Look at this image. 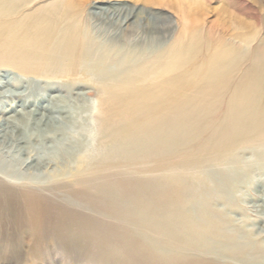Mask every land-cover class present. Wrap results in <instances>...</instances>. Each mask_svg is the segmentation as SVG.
Masks as SVG:
<instances>
[{
  "label": "bare ground",
  "instance_id": "1",
  "mask_svg": "<svg viewBox=\"0 0 264 264\" xmlns=\"http://www.w3.org/2000/svg\"><path fill=\"white\" fill-rule=\"evenodd\" d=\"M100 6L0 0V221L104 263L264 264V226L241 214L264 171V43L189 18L166 41L172 20ZM88 19L152 36L105 47Z\"/></svg>",
  "mask_w": 264,
  "mask_h": 264
},
{
  "label": "rangeland",
  "instance_id": "2",
  "mask_svg": "<svg viewBox=\"0 0 264 264\" xmlns=\"http://www.w3.org/2000/svg\"><path fill=\"white\" fill-rule=\"evenodd\" d=\"M74 1L76 3H80V2L83 3V17H85L86 13L88 12H95V11L98 12V10L94 9L93 6L101 5L100 7L102 8H110V9L112 8L142 9L144 13L141 14V16L140 15L138 16V18H140L141 20L142 18L145 19L146 16L149 17L157 16L165 19H170L174 22L175 28L167 36L166 41L176 40L183 30L182 25L184 20L189 18L195 20L196 27H198V29H200L202 33H206V35L209 34L211 36L210 38L213 39L214 38L216 39V37L220 36L224 40L233 39L236 41L238 35L246 36L251 41L249 47V53L253 51L254 47L259 46L261 43H264V0H74ZM88 20L87 22L86 21L84 22L85 27L87 28L89 33H91L96 38L97 44L103 45L105 47L106 46L113 47L115 49L120 48V46L122 45L123 46L130 45L131 47H138L140 45L145 46L150 41L151 34H146V36L144 35L145 37L143 36L145 39L137 40L139 43L137 42L133 43L132 40L130 41V39H126L125 37H123V35H121V33L117 31V29H115V26L113 24L98 23L94 21L91 22L90 20L89 21ZM128 40L130 41V43ZM102 43H105V45ZM85 92L88 93L89 99H93L95 97L91 89L90 90L85 89ZM86 112L82 116H84L85 127L89 128L91 119L89 116L88 109ZM5 150L7 149H4L3 152H5ZM10 152H12V150H10ZM256 177L257 179L259 178V180L261 181L258 182L257 184L258 186L256 187L252 186L250 187L249 190L246 189V191L248 192L246 193L244 202L241 204L243 209L241 211L242 213L239 211L236 214L237 216L234 214L233 215L236 218H240L242 215L245 218L248 216L247 217L248 219L250 217V219L257 221L256 224L258 226L263 227L264 212L262 214L261 208L259 209L257 206L264 205V171L257 172ZM240 213L242 215H239ZM14 218H16V221L13 219V222L11 223L9 221L5 223L4 218L1 219L0 221V264H98L99 261H96V258L97 260H100L103 264L106 263V261L104 263V260H101V258L104 259L105 257L104 252H100V253H98L99 251L93 253H90L89 251L85 252V250L83 251V249L79 247L81 245L80 242L76 243V241L71 239H66L67 241L69 240L68 242H66L67 246L65 243H63L66 240L60 242L59 244L58 243L59 241L57 242V240L51 238L52 235L50 231H47V233L44 235L34 234L35 232L31 233V231L28 233V229H26L25 227H23L22 224H20L22 223L21 218H19L18 216L19 218L18 219L17 215L16 216L14 215ZM48 221L51 222L50 220H47L45 222ZM100 229L104 230L106 229V226L103 227L100 226ZM119 230L121 232L120 231L116 232L115 239L123 240V238H121L124 236L122 234L123 231L121 229ZM104 232H109V231L104 230ZM25 233L28 234L26 235ZM17 234L19 236H17ZM29 234H31L32 237L29 238L30 236ZM12 235H14V237ZM72 243L75 245H73ZM61 245H63V247ZM64 247L67 248V250ZM74 247L75 250L73 249ZM60 249L62 250L60 251ZM63 250L66 251V253ZM95 253H98L99 255L97 256L96 254L97 257H95ZM86 254L89 256L87 257ZM92 254H94V258ZM100 255H102V257ZM84 256H86V258ZM106 258H108V256H106ZM102 263L99 262V264ZM107 263L111 264L110 262Z\"/></svg>",
  "mask_w": 264,
  "mask_h": 264
}]
</instances>
